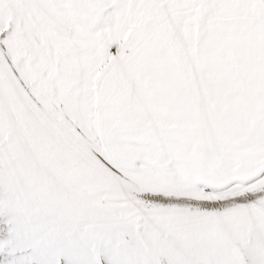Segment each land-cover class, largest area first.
<instances>
[{
	"label": "snow or ice",
	"instance_id": "obj_1",
	"mask_svg": "<svg viewBox=\"0 0 264 264\" xmlns=\"http://www.w3.org/2000/svg\"><path fill=\"white\" fill-rule=\"evenodd\" d=\"M0 264H264V0H0Z\"/></svg>",
	"mask_w": 264,
	"mask_h": 264
}]
</instances>
